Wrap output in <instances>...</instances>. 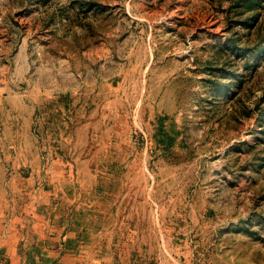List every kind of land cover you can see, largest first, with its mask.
Wrapping results in <instances>:
<instances>
[{"label":"rangeland","instance_id":"obj_1","mask_svg":"<svg viewBox=\"0 0 264 264\" xmlns=\"http://www.w3.org/2000/svg\"><path fill=\"white\" fill-rule=\"evenodd\" d=\"M0 212L78 264H264V0H0Z\"/></svg>","mask_w":264,"mask_h":264},{"label":"crops","instance_id":"obj_2","mask_svg":"<svg viewBox=\"0 0 264 264\" xmlns=\"http://www.w3.org/2000/svg\"><path fill=\"white\" fill-rule=\"evenodd\" d=\"M33 215L31 212H0V264H78L77 257L64 252L60 228L48 226ZM25 216L32 222L36 234L33 239L22 232L27 226ZM32 250L39 253L36 259L32 257Z\"/></svg>","mask_w":264,"mask_h":264}]
</instances>
